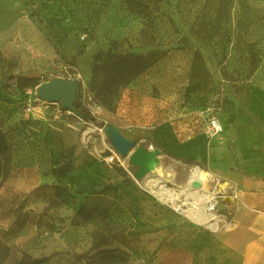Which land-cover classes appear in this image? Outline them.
<instances>
[{
    "label": "rangeland",
    "instance_id": "rangeland-1",
    "mask_svg": "<svg viewBox=\"0 0 264 264\" xmlns=\"http://www.w3.org/2000/svg\"><path fill=\"white\" fill-rule=\"evenodd\" d=\"M109 51L147 67L93 94ZM54 77L79 81L75 102L95 121L36 97ZM212 117L223 130L211 136ZM107 124L158 148L170 187L195 166L229 182L239 198L216 213L236 226L212 232L149 194ZM0 148L4 264H85L115 248L125 264L215 262L249 223L244 195L264 214V0H0ZM98 235L107 240L94 250Z\"/></svg>",
    "mask_w": 264,
    "mask_h": 264
},
{
    "label": "bare ground",
    "instance_id": "bare-ground-1",
    "mask_svg": "<svg viewBox=\"0 0 264 264\" xmlns=\"http://www.w3.org/2000/svg\"><path fill=\"white\" fill-rule=\"evenodd\" d=\"M92 130L90 129L87 133ZM161 158L159 156L152 161L149 166L150 171L142 178V185L149 194L165 204L171 203L173 208L180 209L181 214L188 217L191 222L212 232L218 231L220 227L228 230L235 226V223H229L222 215L206 211L208 201L212 199L215 191L211 188L217 184V188L227 192L229 188H233L229 182L220 181L211 171L198 166L192 167L189 171L187 169V175L181 182L184 184L182 189L170 187L166 183H175L174 171L171 165L165 166ZM192 180L199 183V188L191 185Z\"/></svg>",
    "mask_w": 264,
    "mask_h": 264
},
{
    "label": "trees",
    "instance_id": "trees-1",
    "mask_svg": "<svg viewBox=\"0 0 264 264\" xmlns=\"http://www.w3.org/2000/svg\"><path fill=\"white\" fill-rule=\"evenodd\" d=\"M107 56L106 62L104 61L103 64L96 63L92 69L89 78V91L93 94L105 96L107 90L109 91L120 86V84L124 85L128 83L135 75L147 67L143 57L136 53L117 55L109 51ZM193 73H196V67ZM75 104L77 105L75 109L79 112V116L86 121H95L91 112L77 102ZM7 175V169L4 168L0 159V186ZM106 240L107 238L104 235L96 236L92 244V249H98ZM11 254L12 250H10L9 246L0 240V264H4L11 257ZM127 260L126 253L117 248L110 250L99 249L94 255L85 256V264H125L128 262ZM41 262L42 259L22 255L14 264H39Z\"/></svg>",
    "mask_w": 264,
    "mask_h": 264
},
{
    "label": "water",
    "instance_id": "water-1",
    "mask_svg": "<svg viewBox=\"0 0 264 264\" xmlns=\"http://www.w3.org/2000/svg\"><path fill=\"white\" fill-rule=\"evenodd\" d=\"M37 75L32 74L30 77ZM78 87L79 81L75 78L73 80H67L61 77H54L37 86L36 97L42 101L59 103L62 109L79 115V112L74 107ZM105 136L111 140L114 149L119 155L128 157L129 163L135 167L134 178L136 180L143 178L150 171V164L160 155L158 148L150 149L140 144L136 146L134 140L127 139L114 125H106ZM194 183L199 185V183ZM226 203H229V198L226 199ZM224 208V203L218 205L219 211L224 210Z\"/></svg>",
    "mask_w": 264,
    "mask_h": 264
},
{
    "label": "crops",
    "instance_id": "crops-1",
    "mask_svg": "<svg viewBox=\"0 0 264 264\" xmlns=\"http://www.w3.org/2000/svg\"><path fill=\"white\" fill-rule=\"evenodd\" d=\"M244 197V205L248 208L242 212L249 223L243 227L238 225L240 230L237 231L236 239L226 238V241L221 242L222 255L215 262L203 259L206 264H264V214H252L249 209L256 205L252 204L249 195Z\"/></svg>",
    "mask_w": 264,
    "mask_h": 264
},
{
    "label": "built area",
    "instance_id": "built-area-1",
    "mask_svg": "<svg viewBox=\"0 0 264 264\" xmlns=\"http://www.w3.org/2000/svg\"><path fill=\"white\" fill-rule=\"evenodd\" d=\"M207 129H208V134H210L212 136V135H216V134L220 133L223 130V127H222L221 122H219V120L217 118L212 117V119H210L208 121ZM195 167H198V166H195ZM189 169H191V167H188V171H189ZM194 182H195L194 180L190 181L191 185L193 187L199 188L200 185L198 186ZM211 189H213L215 191H214V195H213L212 199L208 201L207 210H206L207 212H212L215 214L217 207L220 203H224L225 207H227L229 205L226 203L227 198H231L233 201L239 198L238 194L235 192V190L233 188H229L227 190V191L230 190L229 193L224 192L223 190H220L219 188H217V184L214 185ZM178 211H180V209ZM217 214H219V213H217Z\"/></svg>",
    "mask_w": 264,
    "mask_h": 264
}]
</instances>
